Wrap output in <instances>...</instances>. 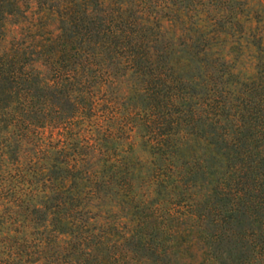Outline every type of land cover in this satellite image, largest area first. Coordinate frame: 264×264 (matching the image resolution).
<instances>
[{
  "label": "trees",
  "instance_id": "16d2710c",
  "mask_svg": "<svg viewBox=\"0 0 264 264\" xmlns=\"http://www.w3.org/2000/svg\"><path fill=\"white\" fill-rule=\"evenodd\" d=\"M0 264H264V0H0Z\"/></svg>",
  "mask_w": 264,
  "mask_h": 264
},
{
  "label": "rangeland",
  "instance_id": "374dc122",
  "mask_svg": "<svg viewBox=\"0 0 264 264\" xmlns=\"http://www.w3.org/2000/svg\"><path fill=\"white\" fill-rule=\"evenodd\" d=\"M224 255V253L222 254V256Z\"/></svg>",
  "mask_w": 264,
  "mask_h": 264
}]
</instances>
